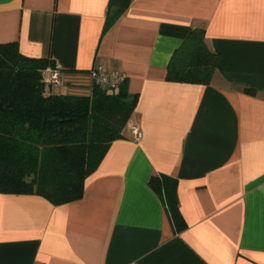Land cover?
<instances>
[{
	"label": "crops",
	"instance_id": "obj_1",
	"mask_svg": "<svg viewBox=\"0 0 264 264\" xmlns=\"http://www.w3.org/2000/svg\"><path fill=\"white\" fill-rule=\"evenodd\" d=\"M194 29L218 55L211 81L169 82ZM5 43L51 60L58 94L89 95L95 65L123 73L135 108L79 200L0 194V264H264V0H0ZM158 175L176 180L181 230Z\"/></svg>",
	"mask_w": 264,
	"mask_h": 264
},
{
	"label": "trees",
	"instance_id": "obj_2",
	"mask_svg": "<svg viewBox=\"0 0 264 264\" xmlns=\"http://www.w3.org/2000/svg\"><path fill=\"white\" fill-rule=\"evenodd\" d=\"M125 7L121 3L107 15L104 30ZM217 62L204 31L194 29L173 52L165 77L208 85ZM53 66L48 59L22 56L16 43L0 44V194H35L57 206L82 197L85 179L110 144L123 138L135 97L126 80L113 92L92 83L89 95L55 94L40 76ZM148 186L162 199L175 230H181L176 180L152 176Z\"/></svg>",
	"mask_w": 264,
	"mask_h": 264
},
{
	"label": "built area",
	"instance_id": "obj_3",
	"mask_svg": "<svg viewBox=\"0 0 264 264\" xmlns=\"http://www.w3.org/2000/svg\"><path fill=\"white\" fill-rule=\"evenodd\" d=\"M91 82L102 90L113 92L118 89L120 84L126 80L123 73L107 71L99 65L92 67L88 73ZM41 80L48 86H61L62 79L60 70L55 65L48 67L40 72ZM130 134L135 142H139L143 136L142 131L137 126L130 127Z\"/></svg>",
	"mask_w": 264,
	"mask_h": 264
},
{
	"label": "rangeland",
	"instance_id": "obj_4",
	"mask_svg": "<svg viewBox=\"0 0 264 264\" xmlns=\"http://www.w3.org/2000/svg\"><path fill=\"white\" fill-rule=\"evenodd\" d=\"M62 87H58V86H52V92H54L55 94H58L61 91Z\"/></svg>",
	"mask_w": 264,
	"mask_h": 264
}]
</instances>
